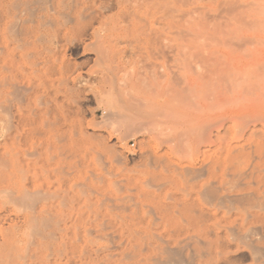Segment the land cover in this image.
<instances>
[{
    "label": "bare ground",
    "instance_id": "6f19581e",
    "mask_svg": "<svg viewBox=\"0 0 264 264\" xmlns=\"http://www.w3.org/2000/svg\"><path fill=\"white\" fill-rule=\"evenodd\" d=\"M142 4L0 0V264H264V124L252 116L264 114V95L256 101L243 93L214 95V110L203 123V165L154 158L159 173L152 188L170 187L178 177L185 184L169 197L172 202L154 197L158 201L145 211L149 215L135 205H118L130 214L115 219L97 214L73 224L74 234L42 232L34 216H12L10 205L31 208L46 197L29 189L26 146L46 136L47 125L69 122L56 114L60 91L52 79L59 75L66 93L75 97L76 71L66 52L92 53L97 63L102 61L124 40L129 25L138 38L140 21L152 22V10ZM125 17L130 24L125 25ZM173 142L178 148L182 141ZM34 224L39 236L29 241L26 256L4 259Z\"/></svg>",
    "mask_w": 264,
    "mask_h": 264
},
{
    "label": "rangeland",
    "instance_id": "374dc122",
    "mask_svg": "<svg viewBox=\"0 0 264 264\" xmlns=\"http://www.w3.org/2000/svg\"><path fill=\"white\" fill-rule=\"evenodd\" d=\"M141 4L150 7L153 18L151 23L140 21L139 39L125 17V25L129 23L125 41L115 44L106 59L97 63L92 53L66 52L76 71L75 97L66 93L59 75L52 79L60 91L56 114L69 122L47 125L46 136L26 146L29 189L41 190L47 198L42 196L31 208L10 205L13 218L34 216L42 232L74 234L73 224L97 214L100 219L130 214L118 205L133 206L130 209L135 205L140 214L149 215L157 195L172 202L185 184L178 177L170 187L152 188L159 173L154 158L203 165V123L215 106L210 100L221 92L251 95L254 101L263 98L264 0H141ZM256 113L248 120L263 125L264 114ZM178 137L182 146L177 148L173 141ZM33 229L21 235L8 252L12 256L2 257L26 256L38 235L37 224Z\"/></svg>",
    "mask_w": 264,
    "mask_h": 264
}]
</instances>
